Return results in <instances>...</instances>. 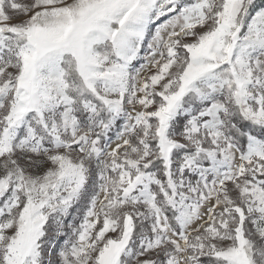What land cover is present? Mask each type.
<instances>
[{
	"label": "snow or ice",
	"instance_id": "6c2138e0",
	"mask_svg": "<svg viewBox=\"0 0 264 264\" xmlns=\"http://www.w3.org/2000/svg\"><path fill=\"white\" fill-rule=\"evenodd\" d=\"M0 264H264V0H0Z\"/></svg>",
	"mask_w": 264,
	"mask_h": 264
}]
</instances>
